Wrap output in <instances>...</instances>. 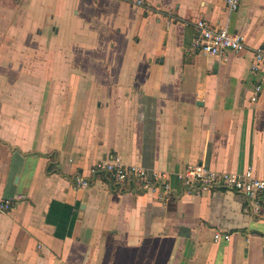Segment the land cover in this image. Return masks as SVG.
Returning <instances> with one entry per match:
<instances>
[{"label":"crops","instance_id":"1","mask_svg":"<svg viewBox=\"0 0 264 264\" xmlns=\"http://www.w3.org/2000/svg\"><path fill=\"white\" fill-rule=\"evenodd\" d=\"M148 7L0 0V201L12 205L0 264H264V206L253 215L241 193L188 192L174 176L196 163L264 175V64L251 70L264 0ZM202 18L245 48L226 61L194 51ZM115 155L166 172L171 189L91 172Z\"/></svg>","mask_w":264,"mask_h":264},{"label":"built area","instance_id":"2","mask_svg":"<svg viewBox=\"0 0 264 264\" xmlns=\"http://www.w3.org/2000/svg\"><path fill=\"white\" fill-rule=\"evenodd\" d=\"M124 1L150 10L148 0ZM223 1L230 12L236 11L240 4V0ZM168 19L170 20V17ZM193 26L197 34L191 47L194 51L217 56L220 60L226 61L230 54L239 53L246 46L244 36L240 32L228 30L226 26L211 25L203 18L196 20ZM263 64L264 47H256L253 50L251 70L256 71ZM260 87V84L256 86L251 100L257 99ZM99 171L108 173L114 180L119 182L139 181L144 187L154 191L157 190L159 193H166L171 189L166 172H152L149 174L143 166L122 163L116 155L106 160L96 161L91 167V172L96 173ZM174 176L188 192L199 193L213 189H228L241 193L246 199L245 211L253 215L259 214L264 206V175L258 176L251 166H248L244 171L218 172L202 163H196L188 165L182 171H177ZM74 184L79 188H86L88 181L77 175L74 178ZM11 208L10 200L0 201V211H9ZM213 237L215 241L220 238L229 240L230 234L216 231ZM262 242L264 245V238Z\"/></svg>","mask_w":264,"mask_h":264}]
</instances>
